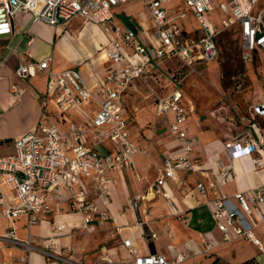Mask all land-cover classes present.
<instances>
[{
    "label": "built area",
    "instance_id": "2783aa9c",
    "mask_svg": "<svg viewBox=\"0 0 264 264\" xmlns=\"http://www.w3.org/2000/svg\"><path fill=\"white\" fill-rule=\"evenodd\" d=\"M129 2L143 5L152 24L151 42L138 36L134 28L116 23L115 9ZM0 9L9 19L26 14L33 22L53 28L66 26L76 18L96 24L109 38L100 51L110 62L104 81L94 86L85 81L79 69L53 70L52 58L39 64L29 62L17 69L21 79L45 72L47 84L35 130L14 141L12 154L0 156V213L12 223L27 218L26 238H19L12 226L0 234V251L5 248L20 251L15 264H29L34 253L48 261L79 264L67 257L71 250L63 248L59 241L66 225L54 223L58 236L48 239L35 237L30 228L46 216L62 213L64 208L58 202L63 197L68 201V211L81 215L85 226L91 223L92 214L98 213L92 196L104 206L112 203L109 175L132 170L135 156L147 154V149L141 148L140 141L130 133L133 119L125 97L136 82L164 79L168 82L164 88L169 92L156 98L154 129L155 134L172 137L178 149L176 154L165 156L154 183V195L173 202L167 186L169 180L179 181V172L207 177L208 186L198 180L196 190L202 195H207L208 189L216 194L206 205L212 210L221 241L244 239L264 253V245L255 232L264 219V191L239 192L231 198L222 192L234 179L231 166L217 160L215 171L208 174L200 170L199 161L193 158L195 139L187 128L189 112L195 110L192 105H185L183 92L190 70L197 64L218 59V37L224 31H238L244 65L264 56V0H2ZM193 22L198 26L191 30ZM168 61L177 62L178 68L162 69V64ZM51 105L62 115L77 113L83 123H72L64 131L48 111ZM247 113V117L239 118L247 132L227 143L224 153L231 160L249 157L255 171H264V137L257 123L264 118V100L251 105ZM89 135L93 136V148L87 145ZM107 142L113 144V151H102ZM141 200V196L132 198L135 211ZM98 215L101 222L112 219L107 210ZM151 238L157 239L156 234ZM123 244L132 250L131 240H124ZM214 246L206 242L203 253H209ZM170 251L171 258L159 254L136 256L133 264H183L188 258L174 247ZM97 264L115 263L104 258Z\"/></svg>",
    "mask_w": 264,
    "mask_h": 264
},
{
    "label": "crops",
    "instance_id": "0c3cea01",
    "mask_svg": "<svg viewBox=\"0 0 264 264\" xmlns=\"http://www.w3.org/2000/svg\"><path fill=\"white\" fill-rule=\"evenodd\" d=\"M137 3L139 2L123 5L131 7ZM118 7L115 9V15H124V18L121 22L116 19V23L134 28L138 36L151 42L153 30L147 13L141 11L137 16L125 10H118ZM14 32L10 40L0 44V156L12 154L14 141L35 130L43 110L41 97L46 90L47 74L38 71L27 79H21L16 74L19 66L29 62L39 64L52 58L53 70L62 72L79 69L91 86L104 81L110 66L109 60L100 51L103 45L108 44V36L98 25L83 19L76 18L66 26L53 28L44 23L33 22L29 15L18 14L14 18ZM257 64L264 66V56H258L249 66ZM262 76L264 77V73ZM168 92L164 91L165 94ZM262 100L264 98L254 104ZM184 103L187 106V102ZM91 109L93 108H89ZM48 111L64 131H68L72 123H83L82 118L75 112L62 115L54 105L49 106ZM154 111L156 113V107ZM192 114H195V111L189 112L187 128L189 135L195 139L193 158L199 161L200 170L208 174L215 171L217 160L223 165L231 166L234 179L222 189L223 194L231 198L239 192L257 189L264 191V171H255L251 158L231 160L224 153L225 145L235 136L231 134L228 135L230 138H223L214 130H203L200 119L192 128ZM170 118L172 119L171 116ZM257 123L264 137V129L258 121ZM132 128L133 125L130 128L131 135L139 140L141 134L135 135ZM147 133L152 135L153 142L139 144L141 148L147 149V154L140 153L135 156L132 170L116 171L109 175L112 203L107 207L91 197L96 211L101 213L107 210L112 216L111 220L101 222L98 213L92 214L91 223L85 226L81 215L68 211V201L63 197L58 203L64 211L46 216L40 223L32 226L30 232L37 238L48 239L58 236L54 232V223L66 225L67 229L59 235V241L63 248H70L67 257L79 264H97L104 258L111 259L115 264H133L136 256L156 254L171 258L170 247L188 255L183 264H211L216 257L230 264H242L251 259L257 264H264V253L247 240L239 239L231 243L221 241L212 210L206 205L207 200H212L216 194L210 189L207 195H202L196 190L198 180L208 186L207 177L179 172L178 182L168 181L167 188L173 194V202H167L163 197L154 195V183L163 167L164 158L167 154H176L178 145L168 135L154 134L151 130ZM87 139V145L93 148V136L89 135ZM102 151H113V144L107 142ZM134 196L142 197L137 211L132 206ZM139 218L142 223L138 222ZM12 226L15 227L19 238H26V217L12 223L0 213V234H5ZM255 232L264 245V219ZM153 234H156L157 239L151 238ZM124 240H131V251L124 246ZM206 242L215 245L207 253V257L203 254ZM20 255V251L2 249L0 264H15ZM29 264L64 263L48 261L40 254L34 253L30 256Z\"/></svg>",
    "mask_w": 264,
    "mask_h": 264
},
{
    "label": "rangeland",
    "instance_id": "374dc122",
    "mask_svg": "<svg viewBox=\"0 0 264 264\" xmlns=\"http://www.w3.org/2000/svg\"><path fill=\"white\" fill-rule=\"evenodd\" d=\"M118 10H125L137 16L139 12L145 11L140 3L131 7L119 6ZM118 15L115 16L117 21H123L124 15ZM216 16L219 18V13H216ZM212 20L216 22V18ZM197 26L196 22H193L191 30ZM218 47L219 57L215 62L197 64L190 70L183 85V92L186 102L195 110V114L191 115L192 128L200 119L203 130H214L218 136L230 138L228 135L233 134L236 137L237 133L247 132L239 118L247 117L249 107L264 98V66H246L242 63L240 37L236 29L224 31L218 37ZM169 67L178 68V63L168 61L161 66L164 70ZM166 83L168 82L164 79L154 84L153 79L148 83L137 82L127 94V111L133 119L132 131L135 135L141 134L140 143L150 144L154 140L147 131L151 130L155 134L154 105L156 98L168 91L164 88ZM258 122L264 129V119H259ZM138 220L139 223L143 222L140 218ZM205 256L207 257V254Z\"/></svg>",
    "mask_w": 264,
    "mask_h": 264
},
{
    "label": "water",
    "instance_id": "95a60500",
    "mask_svg": "<svg viewBox=\"0 0 264 264\" xmlns=\"http://www.w3.org/2000/svg\"><path fill=\"white\" fill-rule=\"evenodd\" d=\"M14 33V20L9 19L5 11L0 9V43L10 40Z\"/></svg>",
    "mask_w": 264,
    "mask_h": 264
},
{
    "label": "trees",
    "instance_id": "16d2710c",
    "mask_svg": "<svg viewBox=\"0 0 264 264\" xmlns=\"http://www.w3.org/2000/svg\"><path fill=\"white\" fill-rule=\"evenodd\" d=\"M211 264H230L229 262L219 258V257H216L212 262ZM242 264H257V262L254 260V259H251V260H248Z\"/></svg>",
    "mask_w": 264,
    "mask_h": 264
},
{
    "label": "bare ground",
    "instance_id": "6f19581e",
    "mask_svg": "<svg viewBox=\"0 0 264 264\" xmlns=\"http://www.w3.org/2000/svg\"><path fill=\"white\" fill-rule=\"evenodd\" d=\"M0 1H2V0H0Z\"/></svg>",
    "mask_w": 264,
    "mask_h": 264
},
{
    "label": "flooded vegetation",
    "instance_id": "af4514ba",
    "mask_svg": "<svg viewBox=\"0 0 264 264\" xmlns=\"http://www.w3.org/2000/svg\"><path fill=\"white\" fill-rule=\"evenodd\" d=\"M1 43H2V42H1ZM1 43H0V44H1Z\"/></svg>",
    "mask_w": 264,
    "mask_h": 264
}]
</instances>
